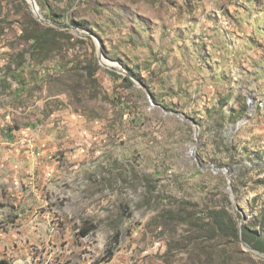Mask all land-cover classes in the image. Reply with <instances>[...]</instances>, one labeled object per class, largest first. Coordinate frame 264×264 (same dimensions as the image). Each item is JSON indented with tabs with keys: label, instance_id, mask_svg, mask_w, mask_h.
<instances>
[{
	"label": "rangeland",
	"instance_id": "obj_1",
	"mask_svg": "<svg viewBox=\"0 0 264 264\" xmlns=\"http://www.w3.org/2000/svg\"><path fill=\"white\" fill-rule=\"evenodd\" d=\"M28 3L0 0V264H264V0H35L81 31L44 46Z\"/></svg>",
	"mask_w": 264,
	"mask_h": 264
},
{
	"label": "trees",
	"instance_id": "obj_2",
	"mask_svg": "<svg viewBox=\"0 0 264 264\" xmlns=\"http://www.w3.org/2000/svg\"><path fill=\"white\" fill-rule=\"evenodd\" d=\"M55 23H59V21L52 19ZM31 21L32 24L34 26V30L30 31V33H32V35L27 36L29 39H32L34 43L36 44H40L41 46H44V42L47 41V38H53V40L55 39V37H52V35L54 33H60L62 31L59 32V30L57 31L54 27L51 26H46V25H42L39 21H37L36 19H34L31 16ZM28 29L24 28V32L23 33H28L27 32ZM62 34V33H60ZM63 37V36H62ZM65 39V37H63ZM132 76H134V73H130ZM124 79L129 80V78L124 77ZM234 191L236 193L239 192L238 189H236V187H234ZM223 213L221 212V210H213L212 214H210L212 221V224L214 226V229L217 230L219 225L222 224V219H223ZM258 217L260 218V222L262 225V228H264V201L262 202V207L260 209V212L258 214ZM232 224V230L234 231L233 235L238 238L239 237V229L236 228V225L234 224V222L232 221V219L229 220ZM90 232V228H86L82 231V235H88V233ZM242 235L244 240L252 247L264 252V237H262L260 234L253 232L252 228L250 225H243L242 226ZM114 255V251H109L108 253V257H112ZM5 263V262H3Z\"/></svg>",
	"mask_w": 264,
	"mask_h": 264
},
{
	"label": "water",
	"instance_id": "obj_3",
	"mask_svg": "<svg viewBox=\"0 0 264 264\" xmlns=\"http://www.w3.org/2000/svg\"><path fill=\"white\" fill-rule=\"evenodd\" d=\"M26 1H27V0H26ZM33 2H34V4H35V0H33ZM28 4H29V3H28ZM29 5H30V4H29ZM30 7H31V6H30ZM31 10H32V9H31ZM32 12H33V11H32ZM34 16H35V18H36L39 22H41V23H43V24H48V25H51V26H57V27H59V28H61V29H65V28H73L75 31L81 33V31H80L78 28H76V27H73V26H72V27H68V26H60V25H57V24L53 23V22L50 21V20H47V19L43 18L42 15H35V14H34ZM100 62H101L104 66H107V67H109V68H111V69H113V70H116V71H118V72H120V73H123L125 76H131V74H130L128 71H126V70H124V69H122V68L117 67V65L110 64V63H106V62H104V61L102 60V58H100ZM244 122H245V121H241V122H239L238 124H236L235 126H233V129H237V128L240 127ZM200 166L202 167V165H200ZM224 169H225V172H224L223 169L215 168V170H216L217 172H224V173H225V175H226V177H227V179H228V191H229V193L231 194L234 203L236 204L237 196H236L235 191L233 190L232 180H231L230 175H229V172L231 171V168H229V167H225ZM236 207H237L241 212H243V209H242L238 204H236ZM245 219H246V217H245V215H243V221H244ZM242 244H243V246H244L247 250H253V251H256L257 253H259V254H261V255L264 256V252H262V251H260V250H258V249H256V248L250 246V245L247 244L243 239H242Z\"/></svg>",
	"mask_w": 264,
	"mask_h": 264
},
{
	"label": "crops",
	"instance_id": "obj_4",
	"mask_svg": "<svg viewBox=\"0 0 264 264\" xmlns=\"http://www.w3.org/2000/svg\"><path fill=\"white\" fill-rule=\"evenodd\" d=\"M6 47H4L3 44L0 43L1 50L4 49V48H6ZM1 50H0V63L2 61L1 55H3L2 52H1ZM259 57L260 58H258V60H262V62H264V56H259ZM1 67H2V65L0 64V75H1V73L3 71L1 69ZM8 80H10V79H8ZM15 81L16 82H19V79H16ZM15 81H14V84L15 85H18ZM261 83H262L263 96H264V76L262 77V82ZM0 94H1V92H0ZM16 114H22V113H20L18 109H14L12 106H9V104H1L0 103V127H2L4 125L12 124V121L13 120L16 121L15 120ZM24 123L25 122H22V128L20 130L21 132H26V129L25 128H26L27 125L24 124ZM19 124H21V122H19ZM35 124H36V120H34L32 122V124H29V125H35ZM18 134H20L19 131H18Z\"/></svg>",
	"mask_w": 264,
	"mask_h": 264
},
{
	"label": "bare ground",
	"instance_id": "obj_5",
	"mask_svg": "<svg viewBox=\"0 0 264 264\" xmlns=\"http://www.w3.org/2000/svg\"><path fill=\"white\" fill-rule=\"evenodd\" d=\"M28 1V0H27ZM31 1H33V0H31ZM30 4V6H31V9H32V11H33V13L35 14V15H40V13H38L37 12V7H36V4H31V3H29ZM36 13H35V12Z\"/></svg>",
	"mask_w": 264,
	"mask_h": 264
}]
</instances>
